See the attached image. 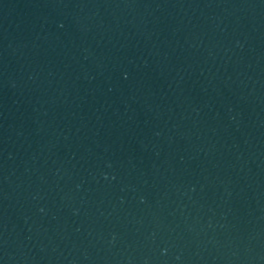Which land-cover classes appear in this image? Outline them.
<instances>
[{
  "label": "water",
  "instance_id": "water-1",
  "mask_svg": "<svg viewBox=\"0 0 264 264\" xmlns=\"http://www.w3.org/2000/svg\"><path fill=\"white\" fill-rule=\"evenodd\" d=\"M0 264H264V0H0Z\"/></svg>",
  "mask_w": 264,
  "mask_h": 264
}]
</instances>
